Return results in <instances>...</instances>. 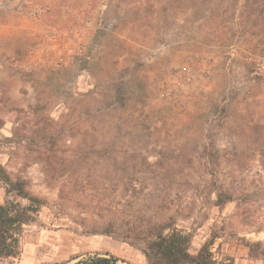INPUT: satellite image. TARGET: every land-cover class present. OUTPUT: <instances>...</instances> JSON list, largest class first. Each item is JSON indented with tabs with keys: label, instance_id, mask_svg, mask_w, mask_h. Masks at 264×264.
Returning a JSON list of instances; mask_svg holds the SVG:
<instances>
[{
	"label": "rangeland",
	"instance_id": "374dc122",
	"mask_svg": "<svg viewBox=\"0 0 264 264\" xmlns=\"http://www.w3.org/2000/svg\"><path fill=\"white\" fill-rule=\"evenodd\" d=\"M0 167V264H149L163 226L263 264L264 0H0Z\"/></svg>",
	"mask_w": 264,
	"mask_h": 264
},
{
	"label": "trees",
	"instance_id": "16d2710c",
	"mask_svg": "<svg viewBox=\"0 0 264 264\" xmlns=\"http://www.w3.org/2000/svg\"><path fill=\"white\" fill-rule=\"evenodd\" d=\"M0 178L6 183L11 182L8 175L0 167ZM29 198L27 193H21ZM33 221L32 209L22 207L19 203L7 201L0 203V259L15 258L19 254V231L24 225ZM166 226L151 230L150 239L146 242L145 255L149 264H229L217 262L211 251L210 244L203 245L196 253H192L191 238L177 229L164 234ZM249 255L261 258L264 264V250L259 244H249ZM119 259L107 255L95 256L77 264H118Z\"/></svg>",
	"mask_w": 264,
	"mask_h": 264
}]
</instances>
